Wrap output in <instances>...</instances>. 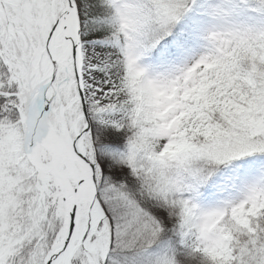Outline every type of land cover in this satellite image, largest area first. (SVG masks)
Returning <instances> with one entry per match:
<instances>
[{"label": "snow or ice", "instance_id": "6c2138e0", "mask_svg": "<svg viewBox=\"0 0 264 264\" xmlns=\"http://www.w3.org/2000/svg\"><path fill=\"white\" fill-rule=\"evenodd\" d=\"M0 264H264V0H0Z\"/></svg>", "mask_w": 264, "mask_h": 264}]
</instances>
